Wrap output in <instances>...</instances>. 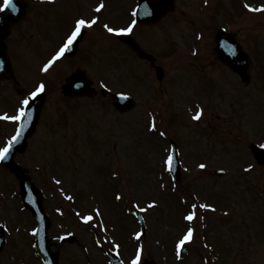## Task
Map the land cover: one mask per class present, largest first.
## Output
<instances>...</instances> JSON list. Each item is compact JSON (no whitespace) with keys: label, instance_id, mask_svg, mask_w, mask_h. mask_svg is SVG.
Wrapping results in <instances>:
<instances>
[{"label":"rangeland","instance_id":"1","mask_svg":"<svg viewBox=\"0 0 264 264\" xmlns=\"http://www.w3.org/2000/svg\"><path fill=\"white\" fill-rule=\"evenodd\" d=\"M122 1V5L115 8L114 12L120 17H123L125 10L132 6L130 0ZM262 22L264 16L251 17L235 22L231 26L232 33L241 40L239 41L245 50L257 59L252 62L253 80L249 87L242 86L238 76L222 67L214 57L209 58L218 69H221L222 82H217L215 86L220 95L215 107L219 109L222 120L213 121L211 116L207 115V121L211 122L213 128L208 127L206 121L202 125L197 124L199 131L194 129V125L187 124L189 128H184V121L174 124L179 140L184 143L189 141L185 148L183 143L181 144L182 158L187 170L185 168L182 181L177 184L169 181L163 168L167 159V151L164 153V150L169 145L162 141L157 143L154 136L141 127L140 117L123 118L127 122L115 120L107 111L104 100L87 102L97 104V107L89 104L77 107L78 105L74 104V107L70 108V103L64 102L62 108L61 93L55 89L56 83L50 82L48 105L43 113L42 123L31 139L28 153L19 158V161L35 177L36 184L45 191L47 199L49 198L46 200V208L54 220V227L51 229L55 231L52 237L58 241L61 233H65L63 226L71 229L73 225L83 231L84 237L80 231L74 229L79 241L71 244L77 246L65 247V253L62 252L61 255L62 264H108L104 250L108 245L107 238L111 232L109 229H113L116 236L113 242L121 243L118 232L126 231L132 236L136 235L141 228L134 217V211H140L141 208H147V211H140L145 221V235H141L139 240L134 237L136 241L133 238L129 240L143 245L145 261L151 263L154 261L156 264H264V169L256 166L250 172H245L244 169L249 165L254 166L255 162L249 151L243 148L247 141L264 142V117L260 114L264 109V91L260 92L264 87V71L261 69L264 56L261 52L256 53L257 45L253 40L254 32L258 29L255 24ZM174 37L175 35L171 34L167 40ZM152 38L155 44L167 46L166 41L161 40L158 35ZM24 61L29 64L30 71L38 75L35 66L37 60L25 53ZM165 63L169 69L166 59ZM107 66L110 69L108 80L105 82L108 86L118 88V80L120 82L121 77H124L128 84L129 77L126 72L123 73V69L119 73L116 68L112 70L110 65ZM107 66H104V69ZM94 76L97 77L98 73H94ZM30 79L25 81L24 78L17 88L11 84L8 86L10 91L2 89L3 92L6 91L4 95L15 101L12 104L9 101L3 102L0 113L4 108L8 109L12 105L16 107L24 92L37 84ZM195 86L194 77L189 76L180 86L177 97L187 102L201 103L200 95L194 90ZM153 95L163 97L158 90H155ZM212 95L215 96L216 93L213 91ZM153 105L156 107L158 101L156 100ZM90 109H99V113H93ZM66 112H69L68 116ZM85 112V118L82 120L74 119ZM86 118L97 126L98 132L94 133L102 139L101 142L98 141L99 145L91 140V135H87L89 130ZM66 119L69 121L66 122ZM43 123L45 128L42 126ZM167 123L169 126L173 124L171 116L168 117ZM4 127L7 126L0 125V138ZM185 135L188 136V140H185ZM228 140L232 145L227 147ZM236 146L237 150L232 148H237ZM229 148L231 150H228ZM55 156L60 159L53 165L55 169L49 168L51 173L55 170V174H49L47 167L50 165V159ZM200 163H206L207 170L202 171ZM96 164L99 167L95 170ZM100 166L103 167L101 173ZM106 168H112L120 177L119 181L123 182L120 184L116 180L108 182L104 175ZM217 169L224 170L222 177L215 175ZM50 176H55L56 180L61 181L60 188L67 194L46 192L45 187L49 185ZM1 179L2 177L0 186ZM7 180L11 182L10 189L12 187L14 191L17 189V196L8 201L4 209L0 208V223L6 225L8 231L6 244L0 253V264H42L34 250L33 229L36 224L33 216L28 211H23L22 216L14 211L16 203L19 204L20 201L18 183L15 178L9 177ZM108 188L120 193L124 198L121 206L114 211L108 208L109 203L104 198L103 192L105 190L107 192ZM82 194L84 195L82 202L76 198V205L80 206L84 213H94L93 208L97 202L101 211L99 218L84 226L81 225V217L75 216L78 212L74 213L73 210L71 214L68 212V203L71 200L66 201L62 198ZM6 198L7 195L2 194L1 205ZM182 198L188 201L187 207L181 208ZM153 201L156 202V207L148 208ZM205 204L211 207L207 209L200 207ZM193 205L196 206L195 212L198 215L201 213V217L195 224V235L192 242L188 243L187 255H178L176 244L181 238L178 237L182 234L180 229L186 228L181 216L189 208L191 212ZM61 207L64 208L65 217H62L59 211ZM180 210V215H173L175 211ZM16 216L20 217V221ZM23 226L24 228H21ZM65 244L68 243L60 244L54 249L60 251ZM132 248L131 244L127 247L128 250ZM128 253L125 252V256L129 258L132 255Z\"/></svg>","mask_w":264,"mask_h":264},{"label":"snow or ice","instance_id":"2","mask_svg":"<svg viewBox=\"0 0 264 264\" xmlns=\"http://www.w3.org/2000/svg\"><path fill=\"white\" fill-rule=\"evenodd\" d=\"M208 0H205V3L207 4ZM104 7L103 4H101L96 11H100L102 8ZM245 7H248L251 11H264V7L261 8H251L249 5H245ZM11 9L12 11H15V0H3V4L0 5V12L5 11ZM97 23L96 19H91V20H86V19H78L75 22L74 25V29L71 32V34L67 37L66 42L63 44L62 47L59 48V50L55 53V55L48 61V63L44 66L43 71L47 72L49 70V68L52 67V65L59 60L61 57L64 56L65 52L73 45V43L77 40V38L81 35V32L83 29L85 28H91L93 25H95ZM104 27L107 29L108 32L110 33H116V34H124V33H131L132 28L134 27L133 25H130L128 28L125 29H114L112 27H109L107 24L104 25ZM45 84L40 83L35 91H33L31 93V98L35 99L37 96H39L41 93H43L45 91ZM30 107V100L29 98H25L22 102H21V107L18 109V113L16 115H12V116H8L5 115L2 117V119L5 120H10V121H15V122H19L20 123V128L17 130V134L15 136H13L11 138V140H9L6 144V146L0 148V161L6 160L9 156V154L11 153L13 144L16 143L19 140L20 135L22 134L23 131V122L25 119L28 118V108ZM203 115V109H200L196 115L193 117V119L195 120H200L201 117ZM151 129L153 131L156 130V125L155 123H153L151 125ZM161 135H165V133L161 132ZM261 148H264V144L260 145ZM165 164L168 168L169 171H171L172 169V164H173V157L171 155L168 156V158L165 161ZM199 167L201 169L206 168L205 164H200ZM221 172H223V169H220ZM245 171H251V167L245 169ZM57 184H60L61 181L60 180H56ZM118 200L121 199V197L119 195H117L116 197ZM67 199L69 200H73L74 198L72 196H68ZM137 208H139V205L136 206ZM156 207V202L153 201L152 203H150L148 205V208H154ZM200 207L202 208H210V205H200ZM195 208L196 206L193 205V209L192 211L185 217V219L189 222L193 221L196 218V212H195ZM213 211L215 210L214 208L212 209ZM140 211H147V208H141ZM95 215L97 217L101 216V212L100 209H95L94 210ZM77 215H79V213H77ZM81 219L85 222L88 223L90 221L93 220V215H85L83 217H81ZM102 223V222H101ZM106 231V229H105ZM193 234H194V230L192 228H189L187 230V232L182 236V238H180L176 244L177 249H182L186 242H190L193 239ZM141 234L137 233L136 235V239L139 240L140 239ZM61 239H63V237H61ZM118 247V246H117ZM142 248L138 250L135 259H133L132 264H140L141 261V254H142Z\"/></svg>","mask_w":264,"mask_h":264},{"label":"water","instance_id":"3","mask_svg":"<svg viewBox=\"0 0 264 264\" xmlns=\"http://www.w3.org/2000/svg\"><path fill=\"white\" fill-rule=\"evenodd\" d=\"M2 74V73H1Z\"/></svg>","mask_w":264,"mask_h":264}]
</instances>
